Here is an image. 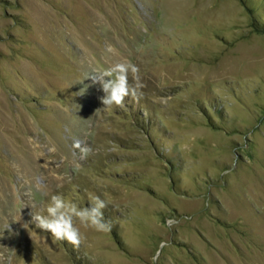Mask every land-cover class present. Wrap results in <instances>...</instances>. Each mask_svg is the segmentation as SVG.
Instances as JSON below:
<instances>
[{
    "label": "rangeland",
    "instance_id": "1",
    "mask_svg": "<svg viewBox=\"0 0 264 264\" xmlns=\"http://www.w3.org/2000/svg\"><path fill=\"white\" fill-rule=\"evenodd\" d=\"M259 21L242 0H0V264H264ZM117 58L143 95L97 113ZM88 193L110 231L23 227Z\"/></svg>",
    "mask_w": 264,
    "mask_h": 264
},
{
    "label": "clouds",
    "instance_id": "2",
    "mask_svg": "<svg viewBox=\"0 0 264 264\" xmlns=\"http://www.w3.org/2000/svg\"><path fill=\"white\" fill-rule=\"evenodd\" d=\"M142 44H138L136 51L141 52ZM129 77H131V82ZM94 83L101 86L104 95L100 97L102 108L97 113L109 111L115 106L124 104L125 99L131 97L138 101L143 95L142 89L145 85L140 76V68L127 58H117L108 67L98 70L91 77ZM75 148L81 149L80 144H75ZM91 149H81V155L87 156ZM76 169H79L77 164ZM38 188L41 186L38 184ZM90 207H80L62 194H53L42 211L44 214L32 211L31 219L23 224L27 230H42L51 234L52 242L67 241L69 244L79 247L85 239L81 232V227L97 232H108L111 230L110 222L105 220L104 209L107 207L106 201L99 195L88 193Z\"/></svg>",
    "mask_w": 264,
    "mask_h": 264
},
{
    "label": "trees",
    "instance_id": "3",
    "mask_svg": "<svg viewBox=\"0 0 264 264\" xmlns=\"http://www.w3.org/2000/svg\"><path fill=\"white\" fill-rule=\"evenodd\" d=\"M246 6L249 8V10L252 12L254 19L256 17H262V21L257 24H254L256 29H259L260 31L264 32V11L263 8L260 5H257L255 0H242ZM260 6V7H259ZM121 242L119 241V245Z\"/></svg>",
    "mask_w": 264,
    "mask_h": 264
}]
</instances>
